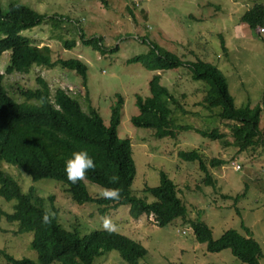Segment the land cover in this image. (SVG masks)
<instances>
[{
  "label": "rangeland",
  "instance_id": "rangeland-1",
  "mask_svg": "<svg viewBox=\"0 0 264 264\" xmlns=\"http://www.w3.org/2000/svg\"><path fill=\"white\" fill-rule=\"evenodd\" d=\"M9 2L27 4L47 15L67 17L68 21L61 26L71 22L76 27L67 32L48 21L21 32L39 44H49L54 59L78 57L87 64L86 83L82 82L79 72L60 64L32 65L29 72L4 73V85L11 96L17 101L25 100L16 87L36 86V76L40 74L51 90L56 86L70 90L86 111L89 105L95 107L104 123L109 124L111 104L116 99L115 94L121 93L124 103L118 135L130 137L132 142L136 164L132 193L152 200L153 196L143 187L158 184L163 170L177 185L178 194L187 207L186 218L200 217L211 227L213 238L229 227L246 234L244 227L247 226L262 247L260 264H264V141L255 144V149L239 151L229 126L215 115L219 108L211 111L199 102L208 84L192 79L186 63L164 71L156 70L161 72V81L187 109L182 112L177 108L175 121L199 128L217 126L223 135L212 138L188 128L177 131L175 136L156 137L153 129L134 125L130 118L138 112L136 93L149 94L148 80L154 71L140 61L128 60L146 52L149 42L155 41L183 60L210 61L226 76L237 106L247 102L251 106L260 104L259 125L264 131V24L262 30L248 32L239 26L241 13L264 0H0V6L5 9ZM81 33L86 39L91 35L101 37L102 51L84 43ZM62 38L75 39V45L66 48ZM9 53L6 50L0 54L1 71L8 63ZM192 148L201 149L208 156L207 160L224 159L222 164H207L215 187L202 186L200 179L204 171L197 160L179 156V150ZM233 161L239 163L240 168H234ZM2 167L14 176L23 191L32 190L34 196L41 197L44 207L54 212L67 229L75 228L83 234L103 228L102 218L111 216L119 232L146 247L147 253L139 264H246L229 247L207 250L206 243L195 239L190 223L182 217L159 226L151 214L132 217L128 204H120L102 214L94 202L73 201L55 178L33 179L9 162H2ZM84 182L91 193L103 189L88 179ZM13 202L14 199L7 200L0 195V206L5 211L12 210ZM17 228L16 222H9L4 216L0 219V249L15 257L37 260V252L30 244L32 232H19ZM0 264L11 263L0 253ZM93 264L130 263L112 249L96 256Z\"/></svg>",
  "mask_w": 264,
  "mask_h": 264
},
{
  "label": "trees",
  "instance_id": "trees-1",
  "mask_svg": "<svg viewBox=\"0 0 264 264\" xmlns=\"http://www.w3.org/2000/svg\"><path fill=\"white\" fill-rule=\"evenodd\" d=\"M62 15H47L27 4L9 2L7 8L0 6V54L9 50V60L4 70H0V195L7 200L14 199L12 210L5 211L0 206V219L4 216L9 222L17 223L19 232H32L30 244L37 252V260L28 256L15 257L5 249L0 253L11 264H93L94 258L106 251L115 249L130 264H139V260L147 253L146 247L138 240L116 232L110 234L103 228H95L80 234L77 229H67L59 222L57 215L50 224L42 222L47 209L41 197L34 196L33 191H23L14 176L2 167V162L19 166L33 179L50 177L61 182L73 201L76 203L94 202L102 214L120 204H128L132 217L146 213L152 215L159 226L166 225L176 217L189 222L195 239L206 243L209 251H219L229 247L232 253L246 264H260L263 256L259 241L252 235L251 229L243 226L246 234L236 228H226L217 238L212 237L211 227L200 217L186 218L187 207L178 194L176 183L163 170L159 173V183L145 185L143 190L153 196L132 193L131 184L136 173L130 137L118 135L124 97L117 92L111 104L110 122L105 124L99 111L89 105L86 111L78 98L61 86L51 90L48 81L40 74L36 76V86L16 87L25 100H15L4 85V73L28 71L32 65L52 67L60 64L74 69L86 82L87 64L78 57L53 58L50 45L39 44L21 31L42 21H49L53 26L63 27L67 32L76 28ZM239 21L250 29L261 30L264 24V3H255L245 9ZM86 44L95 48L99 38L86 39ZM146 36H142L146 41ZM65 47L71 48L75 39L62 38ZM222 45H225L222 40ZM130 61H140L147 69L154 71L148 80L149 94L143 96L136 93L135 103L138 112L131 116L136 126L153 129L156 137L175 136L177 131L193 128L203 136L217 138L223 135L217 126L199 128L188 122L177 123L175 110L187 109L169 87L161 81V72L186 63L192 79H200L208 84L199 101L205 108L215 112L229 126L233 142L239 151L249 147L255 149L264 141L261 130L260 104L251 106L249 102L237 106L228 89L224 73L208 60H183L177 53L163 47L155 41L149 42L144 53L130 57ZM86 150L94 159L96 168L89 170L86 179L103 188L112 187L121 190V199L111 201L101 199L98 193L88 191L84 181L72 184L67 180L65 165L76 151ZM181 158L197 160L204 175L200 182L213 185L215 181L207 164H222L224 159L208 157L201 149H181ZM206 159V161L204 160ZM118 176V183H109V177ZM230 196V195H226ZM236 196V195H235Z\"/></svg>",
  "mask_w": 264,
  "mask_h": 264
},
{
  "label": "clouds",
  "instance_id": "clouds-1",
  "mask_svg": "<svg viewBox=\"0 0 264 264\" xmlns=\"http://www.w3.org/2000/svg\"><path fill=\"white\" fill-rule=\"evenodd\" d=\"M259 3H262V2H259ZM43 22L44 21H42V23ZM262 29H263V27L261 28V30ZM81 34H82L83 37H85L83 33H81ZM93 37L99 38V45H100L101 44V37L91 35L88 38H93ZM34 66L36 67V66H42V65H34ZM43 67H47V66H43ZM29 71L30 70L23 71V72H29ZM69 92L71 93L70 90H69ZM232 164H233L232 166L234 168H236V169L240 168V164L239 163L233 161ZM95 168H96L95 161L88 154V152L86 150L76 151V152H74L72 154V157L66 161L65 172H66L67 180L70 181L72 184H77L79 182L85 181L86 180V174H87V172L89 170H94ZM118 181H119V177L118 176H115L114 175V176L109 177V183H111V184L118 183ZM98 196L101 199H106V200H111V201H117L118 202L121 199V190L119 188L106 187V188H103L102 190H100L98 192ZM54 218H55V213L52 212L50 209H46L44 211V213H43L42 222L45 223V224H50ZM102 227H103V229L105 231L109 232L110 234L116 233L119 230V226L117 225V223H115L113 221V219L111 218V216H104L102 218Z\"/></svg>",
  "mask_w": 264,
  "mask_h": 264
},
{
  "label": "crops",
  "instance_id": "crops-1",
  "mask_svg": "<svg viewBox=\"0 0 264 264\" xmlns=\"http://www.w3.org/2000/svg\"><path fill=\"white\" fill-rule=\"evenodd\" d=\"M241 24H243V23H241ZM241 24H239V26H240L242 29H245L247 32L251 30L250 28L245 27V26H243V25H241Z\"/></svg>",
  "mask_w": 264,
  "mask_h": 264
}]
</instances>
